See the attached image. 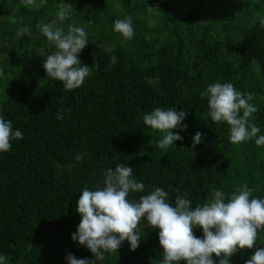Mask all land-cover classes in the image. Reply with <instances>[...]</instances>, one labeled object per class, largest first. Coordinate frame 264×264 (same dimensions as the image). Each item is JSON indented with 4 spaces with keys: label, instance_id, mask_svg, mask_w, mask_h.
Returning <instances> with one entry per match:
<instances>
[{
    "label": "trees",
    "instance_id": "obj_1",
    "mask_svg": "<svg viewBox=\"0 0 264 264\" xmlns=\"http://www.w3.org/2000/svg\"><path fill=\"white\" fill-rule=\"evenodd\" d=\"M64 3L71 5L69 16L59 21ZM129 16L130 40L114 31L120 44L106 49L93 38L102 35L103 24L113 28L117 19ZM261 18L264 0H34L31 5L0 0V116L23 133L10 151L0 153V256L5 264H67L69 253L92 259L86 246L71 238L80 223L77 201L85 187H103V171L117 164L132 167L145 185L143 193H130V200L160 187L173 205L181 195L195 208L213 191L222 190L227 198L243 183L253 197L264 199V146L254 140L233 145L228 125L212 122L208 99L201 98L214 82H230L252 94L259 110L251 122L261 129L256 138L264 135ZM54 21L65 33L74 23L88 34L78 58L96 67L75 90L64 91L61 82L46 77L42 64L52 52L31 39L40 26ZM21 28L26 32L17 37ZM28 42L41 49L40 59L29 62L32 81L14 63L24 60ZM112 56L117 62L109 67ZM156 78L159 83L153 85ZM157 107L188 112L182 122L187 129H173L183 140L166 151L158 147L163 134L143 123V115ZM61 109L69 111L58 121ZM196 132L202 142L192 148ZM82 152L87 155L76 162ZM143 223L135 251L125 241L98 264H151L154 259L159 264L158 230L144 229ZM194 234L203 238L200 228ZM260 247L264 229L254 248L237 252L230 264H245Z\"/></svg>",
    "mask_w": 264,
    "mask_h": 264
},
{
    "label": "clouds",
    "instance_id": "obj_2",
    "mask_svg": "<svg viewBox=\"0 0 264 264\" xmlns=\"http://www.w3.org/2000/svg\"><path fill=\"white\" fill-rule=\"evenodd\" d=\"M33 2L24 0L26 5ZM69 7L71 5L65 3L60 6L57 12L59 21L68 18ZM259 23L264 25V18ZM113 30L130 40L134 35L132 18L117 19ZM25 32L26 29L21 28L16 35L23 37ZM42 33L55 47L42 64L46 77L61 82L64 91L80 88L96 67L83 65L78 58L88 44L85 28L70 23L65 33L61 27L44 25ZM116 62L117 57L112 56L109 67ZM151 82L156 85L159 80L156 78ZM205 97L208 99V116L214 123L228 125L229 140L233 145L254 140L257 146H264V135L256 138L261 129L251 122L253 114L259 110L251 103L252 94L237 90L230 82H214L201 92V98ZM67 111H58L56 119H64L63 113ZM187 115V111L177 112L175 107H157L143 115V123L163 134L158 147L166 151L174 142L183 140L181 135L174 134L173 129L186 130L187 125L182 122ZM22 139L23 133L14 130L12 122L0 116V153L10 151L12 141ZM201 142L202 134L196 132L192 148ZM85 155L87 153H79L74 159L80 162ZM133 172L132 167L117 164L114 169L103 171V187L82 190L75 209L80 223L71 238L80 246H86L93 258H76L69 253L67 264H98L107 254L117 252L125 241L130 245L129 250L135 251L142 238L140 226L145 220L144 229L158 230L162 249L159 264H230V258L237 252L254 248L258 231L264 229V199L253 197V190L246 183L237 185L227 198L224 191L215 190L202 205L193 208L187 196L181 195L175 197L173 205L169 202V193L160 187L138 200H130V193L145 191V185L138 182ZM195 228L202 229L203 238L194 234ZM0 264H5L3 256H0ZM151 264H157L156 259ZM245 264H264V247L256 248Z\"/></svg>",
    "mask_w": 264,
    "mask_h": 264
},
{
    "label": "rangeland",
    "instance_id": "obj_3",
    "mask_svg": "<svg viewBox=\"0 0 264 264\" xmlns=\"http://www.w3.org/2000/svg\"><path fill=\"white\" fill-rule=\"evenodd\" d=\"M134 1V0H132ZM199 22H202L204 19L203 15L199 16ZM153 22V16H148L147 19V24L151 25ZM47 25H52L53 28H56L58 26H56L55 21L48 23ZM44 25L40 26L39 29H37L35 35L31 38L32 40L37 41L38 43H42L44 44V48L50 52L55 51V47L54 45H51L47 38L43 35L42 33V27ZM102 47L104 48H112V47H116L118 44H120V38L114 33L113 28H110L108 26H106L105 24H103V33L102 35H98V36H94L93 37ZM30 40V39H29ZM24 46L26 47V49L24 50V60L21 63H16L14 62L21 70V72H23L26 76H28V78L32 81V74L30 73V67H29V62L33 61V60H39L40 56H41V49L37 48L35 44H33L32 42H28L26 44H24ZM8 48H5V51H7ZM4 54L0 55V59L3 58ZM10 59L12 60L13 57L10 56Z\"/></svg>",
    "mask_w": 264,
    "mask_h": 264
}]
</instances>
